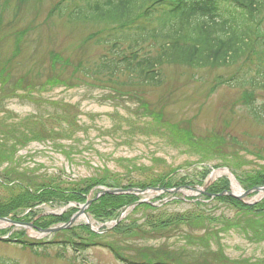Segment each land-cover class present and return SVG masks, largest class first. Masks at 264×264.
I'll list each match as a JSON object with an SVG mask.
<instances>
[{
  "label": "rangeland",
  "instance_id": "rangeland-1",
  "mask_svg": "<svg viewBox=\"0 0 264 264\" xmlns=\"http://www.w3.org/2000/svg\"><path fill=\"white\" fill-rule=\"evenodd\" d=\"M56 1L0 0V157H11L0 160V184H4L0 205L23 192L19 184L32 187L54 180L60 188L69 189L87 177L127 178L130 170L131 179L140 182H147L148 176L162 179L174 171L173 180L195 182L204 166L225 162L242 176L264 174V120L254 117L246 103V94L251 92L254 105L260 108L264 90L248 83L238 88L228 80L238 71V77L253 75L257 83L258 64L264 61L258 56V52L264 56L259 43L253 55L235 65H163L160 86L121 87L129 80L126 72L111 80L108 73L98 75L94 70L100 60L113 58L103 45L107 28L51 17ZM113 88L120 92H111ZM132 92L145 96V109L141 107L144 101ZM153 117L163 120L156 124ZM30 132L38 136L34 139ZM26 136L25 146L16 145ZM5 175L14 183L9 185ZM196 198L170 202L159 212L174 216L200 210L216 221L229 217L234 225L245 223L229 205ZM72 208L40 204L24 220L33 214L68 213ZM132 212L124 225L141 224L147 217L145 210ZM252 218L247 225L258 227V220ZM217 223L205 224V228L182 223L169 234L170 240L157 239L158 234L149 241L148 237L129 238L121 231L91 239L113 245L120 256L139 264H264V240L249 241L239 231H223ZM81 225L83 221L72 230ZM8 227L0 229L1 236L9 232ZM13 228V238H17L20 230ZM204 233L211 236L210 243L198 242ZM71 237L69 232L58 233L55 239L26 232L24 240L59 243L37 251L0 241V262L131 264L98 246L84 251L81 259L69 244L60 242Z\"/></svg>",
  "mask_w": 264,
  "mask_h": 264
},
{
  "label": "trees",
  "instance_id": "trees-1",
  "mask_svg": "<svg viewBox=\"0 0 264 264\" xmlns=\"http://www.w3.org/2000/svg\"><path fill=\"white\" fill-rule=\"evenodd\" d=\"M53 13L68 17L69 22L111 27L112 29L107 32L105 43L107 48L115 53H111L113 58L110 60H100L94 70L98 75L108 73L111 76L128 72L141 84L147 82L154 84L160 81L163 65H186L192 68L230 66L247 60L254 54L255 45L258 43V46L263 49L262 53L264 51V32L262 31L264 0H58L51 9V14ZM256 26H258V37L255 33ZM125 50L129 51L125 52ZM258 56L260 60L264 58L261 52H258ZM257 76V83L253 75L248 77L246 75V78L237 77L233 81L239 88H244L248 83L253 88L256 86L259 90H264V61L258 65ZM248 102L251 101L248 99ZM255 112L257 117L264 118V103L260 108L257 107ZM29 134L34 139L38 136L34 132ZM28 141L26 136L18 140L16 145L25 146ZM10 158L0 157V160L6 161ZM130 179L124 185L115 177L112 182H107L105 178H91L72 184L69 189L60 188L54 180L40 186L35 184L34 190L20 186L22 193L17 194L6 204L0 205V217L7 216L19 207H33L34 202L83 203L88 192L99 185L145 188L160 181L159 177H153L146 183L136 184ZM262 184H264V174H256L255 177H251L249 186ZM226 189L227 183H223L212 191L220 193ZM220 199L229 201L240 211H245V223L243 222L245 227L223 221V231L236 228L240 229L249 240L264 239V205L244 207L234 199ZM134 200L133 196L105 195L89 208V213L95 219L108 220L117 210ZM251 214L258 216V227L251 228V224L247 225ZM246 216H248L247 219ZM69 217L70 214L49 217L38 220L36 224L45 228L56 222L67 221ZM184 220L185 218L180 216L157 218L150 215L146 220L147 227L151 229L150 233L146 232L142 225L136 224L124 228L121 225L116 228V231H121L129 238L135 239H144L147 236L153 239L154 234H158L157 237L161 238L168 236L171 229L176 231L178 225ZM188 222V225L196 223L203 226L206 222L213 221L200 217L191 218V222ZM80 231L86 234L87 238L80 237L81 233L70 231L72 237L61 243L69 244L77 250H85L96 243L109 249L116 257H120L117 250L112 248L113 245L97 243L100 241L95 242L90 239L97 237L89 232L88 228H82ZM204 237L205 240H202ZM203 238H199L198 242L208 243L211 236L205 234ZM123 261L127 262L125 258ZM0 264L4 263L0 262ZM244 264L248 263L244 261Z\"/></svg>",
  "mask_w": 264,
  "mask_h": 264
},
{
  "label": "water",
  "instance_id": "water-1",
  "mask_svg": "<svg viewBox=\"0 0 264 264\" xmlns=\"http://www.w3.org/2000/svg\"><path fill=\"white\" fill-rule=\"evenodd\" d=\"M257 190H261V191H263L264 192V188H258ZM120 191H111V192H109V193H113V194H116V193H119ZM90 204V202L88 201L87 203H86V205L85 206H83V208H81V210H80V212H78L77 214H75L71 219H70V221L67 223V224H65V225H63V226H61V227H59V228H56V229H48V230H41V229H38L40 232H42V233H51V232H56V231H59V230H62V229H65V228H69L73 223H74V221L80 216V215H86V213H85V209L88 207V205ZM2 220H4V221H8L7 219H2ZM20 226H24V227H27V228H30V227H32V225L31 224H19Z\"/></svg>",
  "mask_w": 264,
  "mask_h": 264
},
{
  "label": "bare ground",
  "instance_id": "bare-ground-1",
  "mask_svg": "<svg viewBox=\"0 0 264 264\" xmlns=\"http://www.w3.org/2000/svg\"><path fill=\"white\" fill-rule=\"evenodd\" d=\"M221 174H222V171H220V172H216L215 174L212 175V178H215L216 176L221 175ZM232 181H234V180L232 179ZM232 188H233V190H234L236 193L241 192L240 188L236 185L235 182H232ZM81 220L84 221L83 219H81ZM6 226H7V224L5 225V223L0 222V228H4V227H6ZM31 234H32L33 236L39 237V235L36 234V233L31 232Z\"/></svg>",
  "mask_w": 264,
  "mask_h": 264
}]
</instances>
